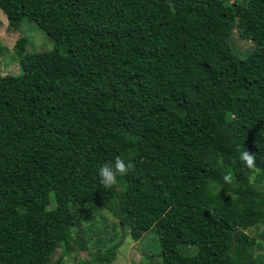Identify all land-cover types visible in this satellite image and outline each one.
Segmentation results:
<instances>
[{"label": "trees", "instance_id": "1", "mask_svg": "<svg viewBox=\"0 0 264 264\" xmlns=\"http://www.w3.org/2000/svg\"><path fill=\"white\" fill-rule=\"evenodd\" d=\"M0 9L11 28L27 19L55 43L29 54L21 36V73H0V264H63L59 249L85 248L84 205L108 202L133 237L156 227L163 264H264L249 234L264 226V0ZM236 29L253 43L244 57ZM116 156L132 167L105 188L98 169ZM117 247L94 262L110 264Z\"/></svg>", "mask_w": 264, "mask_h": 264}, {"label": "rangeland", "instance_id": "2", "mask_svg": "<svg viewBox=\"0 0 264 264\" xmlns=\"http://www.w3.org/2000/svg\"><path fill=\"white\" fill-rule=\"evenodd\" d=\"M227 1L232 3L235 0ZM239 34V30L236 29L233 38L240 49L239 55L244 57L248 54L247 51L253 49V43L241 40ZM21 36L28 40L27 52L29 54L51 51L55 48L54 41L36 24L27 19L23 21L20 31L11 28L6 14L0 9V73L2 75L21 73L17 61L18 56L14 51L15 44ZM255 179L256 176L253 175L251 182L255 183ZM262 185L264 187V182ZM84 206L87 212L83 217L85 219L90 217L88 221L83 220L82 228H78L75 234L85 237L87 240L85 248H81L74 242L73 250L69 253H63L62 249H59L54 255L53 263L64 256L63 264H96L94 257L106 254L112 247L118 246L115 259L110 264H163L162 248L156 227L137 239L131 234L127 219H121L125 221V225L121 224V220L119 223L112 210L111 202L100 206H88V204ZM263 230L264 226L261 225L259 228L251 229L249 234L264 241L259 237ZM261 253L264 254L263 251Z\"/></svg>", "mask_w": 264, "mask_h": 264}, {"label": "clouds", "instance_id": "3", "mask_svg": "<svg viewBox=\"0 0 264 264\" xmlns=\"http://www.w3.org/2000/svg\"><path fill=\"white\" fill-rule=\"evenodd\" d=\"M239 160L249 169H253L255 167L254 154H250L245 149L240 152ZM131 167V163L126 162L120 156H116L113 160L105 162L98 169V176L101 184L105 188L112 187L116 184L117 178L119 176L126 175ZM223 179L225 182H230L231 176L226 174Z\"/></svg>", "mask_w": 264, "mask_h": 264}]
</instances>
